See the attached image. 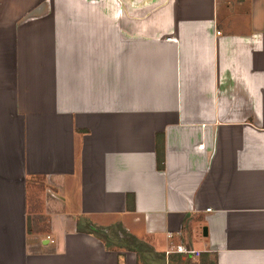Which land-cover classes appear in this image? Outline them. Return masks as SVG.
Returning <instances> with one entry per match:
<instances>
[{"label": "crops", "instance_id": "1", "mask_svg": "<svg viewBox=\"0 0 264 264\" xmlns=\"http://www.w3.org/2000/svg\"><path fill=\"white\" fill-rule=\"evenodd\" d=\"M188 258L264 264V0H0V264Z\"/></svg>", "mask_w": 264, "mask_h": 264}, {"label": "rangeland", "instance_id": "2", "mask_svg": "<svg viewBox=\"0 0 264 264\" xmlns=\"http://www.w3.org/2000/svg\"><path fill=\"white\" fill-rule=\"evenodd\" d=\"M12 2H18V0H12ZM44 191H45V184H44V182L40 181L38 188H37L38 194L36 193L34 202L30 205L31 211L37 210V214H31L30 217L32 218V221H33V223H32L33 232L37 231V232H41L42 234H47V232L49 230L48 229L49 228L48 227V219L44 214H42L43 213V201H44V200H42V194ZM97 234L101 235V237L104 238L105 241H107V244L112 243L113 240L110 241L111 237L109 239L107 237L106 233L97 232ZM114 235L117 236L116 233L115 234L113 233V236L112 235L111 236L114 238ZM120 239L124 240L123 238H120ZM176 260L177 259H174V262H176ZM184 261L187 264H192L191 258L185 259Z\"/></svg>", "mask_w": 264, "mask_h": 264}, {"label": "trees", "instance_id": "3", "mask_svg": "<svg viewBox=\"0 0 264 264\" xmlns=\"http://www.w3.org/2000/svg\"><path fill=\"white\" fill-rule=\"evenodd\" d=\"M157 167L159 170H163L164 168V154L161 153V154H158L157 155ZM132 199V196H128V200H131ZM32 226H31V222L28 221V232L29 233H32Z\"/></svg>", "mask_w": 264, "mask_h": 264}, {"label": "built area", "instance_id": "4", "mask_svg": "<svg viewBox=\"0 0 264 264\" xmlns=\"http://www.w3.org/2000/svg\"><path fill=\"white\" fill-rule=\"evenodd\" d=\"M177 253H187L188 251L184 249L182 246H177L176 250Z\"/></svg>", "mask_w": 264, "mask_h": 264}]
</instances>
